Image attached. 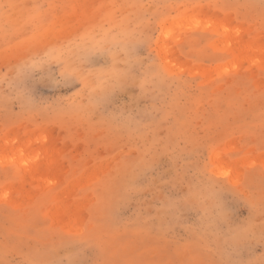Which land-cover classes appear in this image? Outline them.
<instances>
[{
  "label": "rangeland",
  "instance_id": "rangeland-1",
  "mask_svg": "<svg viewBox=\"0 0 264 264\" xmlns=\"http://www.w3.org/2000/svg\"><path fill=\"white\" fill-rule=\"evenodd\" d=\"M0 264H264V0H0Z\"/></svg>",
  "mask_w": 264,
  "mask_h": 264
}]
</instances>
